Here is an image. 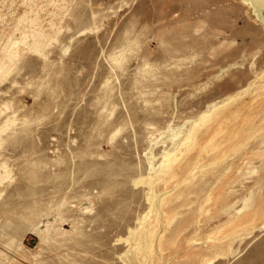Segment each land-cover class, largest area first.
<instances>
[{
  "label": "rangeland",
  "instance_id": "rangeland-1",
  "mask_svg": "<svg viewBox=\"0 0 264 264\" xmlns=\"http://www.w3.org/2000/svg\"><path fill=\"white\" fill-rule=\"evenodd\" d=\"M0 264H264L263 1L0 0Z\"/></svg>",
  "mask_w": 264,
  "mask_h": 264
},
{
  "label": "bare ground",
  "instance_id": "bare-ground-1",
  "mask_svg": "<svg viewBox=\"0 0 264 264\" xmlns=\"http://www.w3.org/2000/svg\"><path fill=\"white\" fill-rule=\"evenodd\" d=\"M261 1H263V4H264V0H261ZM258 87V86H257ZM260 88V87H259ZM257 89V88H256ZM253 91V90H252ZM205 114V113H204ZM211 114V113H210ZM200 117H201V115H200ZM196 125V124H195ZM195 132L196 131H191L190 132V134L187 136V138H186V140H184V142L183 143H185V142H189V141H194V139L195 140H197L196 138V136H195ZM195 142V141H194ZM178 155V154H177ZM175 158H178L177 156L175 157ZM207 169V168H206ZM170 174V177L172 178L173 177V175L171 174V173H169ZM196 176V175H195ZM157 178H160V177H157ZM157 178H151V179H149L148 180V183L150 184V185H152V187L154 186V183L156 182V180H157ZM198 178V177H197ZM169 180V179H168ZM177 180V179H176ZM167 181V180H166ZM175 181V180H174ZM175 183V182H174ZM168 184V183H167ZM177 185V184H176ZM155 186H157V185H155ZM153 189L155 190V187H153ZM156 193H157V191H156ZM168 195V194H167ZM156 197H157V194H156ZM161 198V200H162V197H160ZM167 203V202H166ZM158 204V203H157ZM159 205V204H158ZM165 207V206H164ZM157 208V207H156ZM163 209V208H162ZM163 211V210H162ZM153 216H154V214H153ZM166 217V216H165ZM164 217V218H165ZM153 219V218H152ZM149 222V221H148ZM149 225V224H148ZM147 226V225H146ZM152 227V226H151ZM158 227V226H157ZM155 228V227H154ZM158 230V229H157ZM141 231V230H140ZM143 233V232H142ZM145 233V232H144ZM152 233H154L153 232V229H149V231H148V233L145 235L146 236V239H149L150 240V237H151V235H152ZM143 235V234H142ZM140 236V235H139ZM144 236V235H143ZM144 240V239H143ZM143 244H144V242H143ZM143 246V245H142ZM149 247V249H150V245H148ZM141 247V246H140ZM142 249V248H141ZM222 251V250H221ZM141 252V251H140ZM140 254V253H139ZM201 254V253H200ZM139 256V255H138ZM198 257V256H197ZM218 257V256H217ZM191 258H193V257H191ZM196 259V258H195ZM202 259V258H201ZM200 260V259H199ZM213 260V259H212ZM195 262V261H194ZM143 263V262H142ZM147 263V262H146ZM187 263H189V261L187 262ZM198 263V262H197ZM202 263V262H201Z\"/></svg>",
  "mask_w": 264,
  "mask_h": 264
}]
</instances>
